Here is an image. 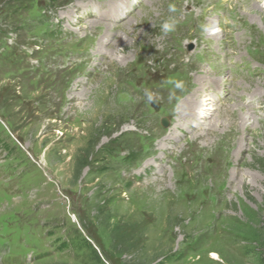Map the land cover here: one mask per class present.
Returning <instances> with one entry per match:
<instances>
[{"label":"rangeland","instance_id":"1","mask_svg":"<svg viewBox=\"0 0 264 264\" xmlns=\"http://www.w3.org/2000/svg\"><path fill=\"white\" fill-rule=\"evenodd\" d=\"M115 1L0 0V264H264V0Z\"/></svg>","mask_w":264,"mask_h":264},{"label":"bare ground","instance_id":"2","mask_svg":"<svg viewBox=\"0 0 264 264\" xmlns=\"http://www.w3.org/2000/svg\"><path fill=\"white\" fill-rule=\"evenodd\" d=\"M122 0H118V1H115V2H112V3H110V5L107 7V10L106 11H104V13L101 15V18L100 19H102V17L103 18H109V19H119V18H117V13H118V11H120L121 9H122V7L124 8L125 6H123V5H126V4H123L122 5V2H121ZM128 0H126V2H127ZM127 6L128 5H126V8H127ZM114 16H116V17H114ZM96 19H98V18H96ZM103 43V42H102ZM117 50V49H116ZM115 50V51H116ZM202 98V97H201ZM204 98V97H203ZM188 102L184 105V107H183V109L185 110V113H186V115L188 116V117H192V118H194V119H196V116H198L199 114H201V113H197V115H195L196 113H195V111H200V107L202 106V105H200V104H197V103H195V102H193L192 101V103L190 102V100H187ZM207 101H209V100H207ZM201 112V111H200ZM184 113V112H183ZM203 114V113H202ZM200 118H202V119H205V116H202V117H200ZM210 126V125H209Z\"/></svg>","mask_w":264,"mask_h":264},{"label":"water","instance_id":"3","mask_svg":"<svg viewBox=\"0 0 264 264\" xmlns=\"http://www.w3.org/2000/svg\"><path fill=\"white\" fill-rule=\"evenodd\" d=\"M161 126L164 127V128H166L168 126V122H167L166 119H162Z\"/></svg>","mask_w":264,"mask_h":264},{"label":"clouds","instance_id":"4","mask_svg":"<svg viewBox=\"0 0 264 264\" xmlns=\"http://www.w3.org/2000/svg\"><path fill=\"white\" fill-rule=\"evenodd\" d=\"M165 27L167 28L168 26H167V25H165Z\"/></svg>","mask_w":264,"mask_h":264}]
</instances>
